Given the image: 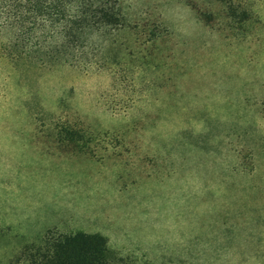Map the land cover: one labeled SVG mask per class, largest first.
<instances>
[{"label":"rangeland","instance_id":"1","mask_svg":"<svg viewBox=\"0 0 264 264\" xmlns=\"http://www.w3.org/2000/svg\"><path fill=\"white\" fill-rule=\"evenodd\" d=\"M116 1L91 64L0 48V264H264V0Z\"/></svg>","mask_w":264,"mask_h":264},{"label":"trees","instance_id":"2","mask_svg":"<svg viewBox=\"0 0 264 264\" xmlns=\"http://www.w3.org/2000/svg\"><path fill=\"white\" fill-rule=\"evenodd\" d=\"M121 25L116 0H0V48L10 53L91 64L96 53L90 47H99ZM94 34L97 43L91 42ZM42 242L31 254V264H107L109 250L101 235L57 234Z\"/></svg>","mask_w":264,"mask_h":264}]
</instances>
